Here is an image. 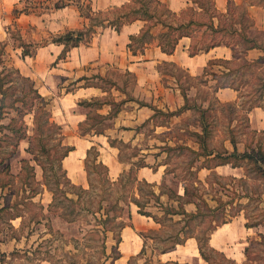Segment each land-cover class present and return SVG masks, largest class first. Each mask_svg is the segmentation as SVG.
<instances>
[{
    "label": "rangeland",
    "instance_id": "obj_1",
    "mask_svg": "<svg viewBox=\"0 0 264 264\" xmlns=\"http://www.w3.org/2000/svg\"><path fill=\"white\" fill-rule=\"evenodd\" d=\"M143 3L151 14L164 9L156 0H133L131 5L142 16ZM233 8L239 12L237 20H247L243 15L245 6ZM172 18L162 16L165 21ZM92 19V25L81 31L82 39H89L96 25L103 23L99 16ZM16 31L13 32L15 37L23 41ZM253 34L259 39L264 37V32L258 30ZM148 35L147 32L145 36ZM225 37L233 43L239 41L227 34ZM139 42L134 44L136 48ZM11 46L12 42L0 39V108L4 96L7 105L24 93L29 92V95L25 105L18 101L14 107H5L0 121V264L112 262L111 258L117 255L116 245L122 228L131 224L132 205H125L123 214L120 209L111 208L122 192L106 191L103 179L108 172L102 165L90 164L94 191L86 193L78 188L89 189L83 152L93 144L96 145L90 159L94 161L100 155L99 160L103 159L109 169V178L118 183L120 189L125 187L133 193L138 184L136 179L140 180L139 177L147 173L152 177L150 174L158 171L161 186L156 187V195L152 194L153 188L143 185L141 201L148 203L149 211L163 219L166 217V227L142 233L148 237L145 239L147 247L131 264H162L157 254L187 236L202 238L208 264H264V224L245 226L249 220L246 215H250L249 221H264V177L256 171L252 160L245 161L246 168L232 169L229 164L213 169L221 162L217 154L233 151L231 138L239 151L248 149L251 155L264 156V127L258 128L252 121L255 108L264 116V59L249 60L245 44L241 42L238 57L229 60L230 64L211 65L208 75L194 74L181 64L163 61L158 64L157 78L143 86L131 72L100 68L99 73L79 80L107 91L101 98L107 106L84 100L80 109L87 111V118L78 124L73 118L70 124L66 116L78 107L67 106L69 112L62 113L57 107L62 91L46 98L48 104L38 110L41 102L30 91L34 86L32 81L22 78L12 64L15 51ZM24 52L32 53L30 45L25 46ZM101 71L106 74L102 75ZM223 81L239 85L236 99L219 98L218 92L222 95L223 91L221 88L217 91L216 86ZM76 83L68 81L65 87L71 89ZM31 102L32 110L28 107ZM204 121L210 126L205 135L207 147L214 152L210 156L202 155L204 150L199 142ZM23 133L29 137L19 141ZM90 137L93 144L88 141ZM31 142L37 155L26 150ZM72 146L76 149L71 154L76 157L75 162L68 159L62 166V155L66 147ZM13 149L16 155L9 157ZM144 163L148 166L139 169ZM202 165L213 168L200 170ZM64 168L77 188L67 182ZM185 186L191 193L178 200L174 194L183 193ZM195 202L201 205V212L195 217L180 214L181 220L180 216L170 220L160 205ZM103 205L104 210L99 211ZM120 214L123 216L119 217ZM235 220L239 225L230 227L238 233L237 237L242 236L243 246H239L236 239L228 245L227 251L231 247H242L243 252L229 257L226 252L212 248L208 238L217 226Z\"/></svg>",
    "mask_w": 264,
    "mask_h": 264
},
{
    "label": "crops",
    "instance_id": "obj_2",
    "mask_svg": "<svg viewBox=\"0 0 264 264\" xmlns=\"http://www.w3.org/2000/svg\"><path fill=\"white\" fill-rule=\"evenodd\" d=\"M159 1L175 15L171 21H165L162 18L159 20L157 17L146 19L138 14L139 12H136L135 7L131 5L133 0H0V39L12 42L13 46L11 47L15 51L12 53L13 57L11 56L12 64L23 77L32 81L39 94L45 98H51L62 91L61 99L57 102V107L62 113L69 112L67 106L76 105L78 107L72 110V114L69 112L66 116L70 124H72L73 118H76V124L87 118V111L80 109L83 107L82 101L101 99L107 95V91L100 86L85 84L83 82L85 80H79L82 77L91 76L93 73H99L100 68L105 70L117 68L121 71L131 72L137 83L143 86L157 78L158 64L163 61L181 64L194 74L200 75L205 73L211 60H235L238 57V47L241 42L245 44V55L249 60L255 62L264 59V37L259 39L253 34L254 30L264 32V0L261 2L255 0H213L214 11L208 10L202 3L204 1ZM234 6H245L243 15L247 17V20L236 19V17L239 18V12L234 10ZM128 14L133 17L129 21H127ZM94 16H99L103 23L96 25L89 39H82L79 45L70 47L65 54V44L54 39L68 32L86 30L92 25ZM154 19L155 21H153ZM118 20L124 21L119 29L109 23ZM162 21L174 25L193 21V24L190 25V35L182 36L179 39L173 53L164 52L159 44V34L167 29L163 26ZM149 25V36L142 40V42L145 41V46L141 47L140 40L137 44L140 48L135 53L130 47L132 37L140 36ZM231 29L235 30L234 36L229 35ZM15 30L19 32L18 36L23 41L15 37L13 34ZM226 34L239 41L231 44L221 42L211 46L208 50H202L196 54L191 53L194 45L201 47L214 41H230L227 40L229 38L225 39ZM247 39H251L252 42ZM15 42L18 45H14ZM254 43L255 47H253ZM29 45L32 53H25V46ZM105 74L102 72V75ZM68 81L77 82L76 87L74 84L71 89L65 87ZM220 90L223 93L221 95L219 91L218 96L223 101L234 100L240 93V89L237 90L233 87H225ZM145 106L147 105L143 107ZM252 112L255 116L252 121L253 123L255 121L256 127H264L262 111L255 108ZM24 139L26 138L20 141ZM88 141L93 144V137H90ZM92 146L84 150L85 159ZM75 150V147L72 146V150L63 161L69 159V162H75L76 157L71 155ZM101 160L103 161V159ZM226 165L229 164L219 165L213 169L219 170ZM230 166L232 169L238 168L231 164ZM145 168L146 166L139 169ZM65 170L67 171V169ZM157 173L158 171H153L150 174L152 177L147 173L146 176L139 178L154 183L156 191V187L161 186V181L157 179ZM159 178L162 179L161 175ZM178 194L184 196L185 188L183 193L179 191ZM131 205V211H129L131 224L122 228L116 245L117 255L111 258L110 264H131L132 260L139 259L147 247L145 239L148 237L142 233L149 229L159 231L166 227L164 224L166 217L163 219L153 212L158 216L159 220H157L153 216L141 213L135 203H131ZM160 205L161 209H164L163 213H167L170 220L174 218L176 220V217L180 216V214H171L165 210L166 207L171 206L179 209V205L172 203H160ZM184 208L189 213H196L198 210L195 203L186 204ZM182 216L179 217V220ZM237 222L235 220L217 226L209 235L208 244L214 249L226 252L229 257L242 254V247L240 249L231 247L227 251L228 245L234 243L236 239L239 246H243V243L240 242L242 236L237 237L238 233H235L230 227L238 226ZM157 255L158 261L162 264H208L200 252L199 241L195 236H187L183 242L175 243Z\"/></svg>",
    "mask_w": 264,
    "mask_h": 264
},
{
    "label": "trees",
    "instance_id": "obj_3",
    "mask_svg": "<svg viewBox=\"0 0 264 264\" xmlns=\"http://www.w3.org/2000/svg\"><path fill=\"white\" fill-rule=\"evenodd\" d=\"M198 1V0H196ZM204 1V2H202ZM201 2L205 5V7H207L208 10H211V11H214V7H212V4H213V0H202ZM156 2L163 6L164 9L161 11V13H150L149 12V9L148 7L146 6V3H143V8H144V16L146 19L147 18H153V17H157L159 18V20H162V16H165V15H170L171 17H174L175 15L172 14L169 9H167L159 0H156ZM200 2V1H199ZM131 18L133 17H130V14L127 15V21L131 20ZM110 24H112L113 26H116L117 29H119L122 24L124 23V21H110L109 22ZM162 24L164 27H166L167 29L163 32H161L159 34V44L160 46L162 47L163 51L164 52H167V53H173L176 49V46H177V43L179 41V39L182 37V36H185V35H190V25L193 24V21L192 22H189V23H185V24H180V25H174L172 23H166L165 21H162ZM150 28L148 29H145L142 34L138 37H135L133 36L132 37V43L130 45L131 49L136 53L138 51V48H136V46L134 45L137 40H143V38H146V33L150 32L149 31ZM236 33H235V30L234 29H231L229 31V35L231 36H234ZM82 36H83V32H68L67 34L63 35V36H60L59 38L55 39V41L59 42V43H64L65 44V54L67 53V51L69 50L70 47L72 46H77L79 45V43L81 42L82 40ZM149 36V35H148ZM147 36V37H148ZM249 42H252L251 39H247ZM221 42H227V44H231L232 42L230 41H225V40H221V41H214L212 42L211 44H208L206 46H201V47H198L197 45H194L191 49V53L193 54H196L202 50H208L211 46H215L216 44H220ZM145 46V41L142 42L141 44V47L143 48ZM256 44L254 43L253 44V47H255ZM143 51V50H142ZM219 62H224V63H227V64H230V61L228 60H211L209 62V67L205 70V73L204 75H208L209 73V68L211 67V65L215 64V63H219ZM229 71H231L229 69ZM17 72L19 73V71L17 70ZM20 74V73H19ZM21 75V74H20ZM22 76V75H21ZM22 78L24 79H28L26 77H23ZM30 80V79H28ZM225 87H233L237 90L240 89L239 85H235L234 83H231L229 81H223V82H220L219 85L216 86V90L218 91L219 88H225ZM33 88V89H32ZM31 88V92H34L35 93V99H39L40 102H41V105L40 107L38 108V110H41L44 106H46L48 104V101L46 100V98L44 96H42L41 94L38 93V91L34 88V86H32ZM29 95V92L27 93H24L23 97H17L13 102L11 103H8L7 105L5 104V96L3 98V101H2V104H1V108H0V121L2 120L3 118V109L5 107H14L16 105V102L18 101H22L24 102L23 104L25 105L27 103L26 101V97ZM34 99V98H33ZM32 99V100H33ZM34 99V100H35ZM93 101H98V102H101V106H103V104L105 103V101H101V99H94ZM88 106L90 105H93L92 103L88 104ZM33 102H31V104L28 106L31 110L33 109ZM18 109V108H17ZM35 113L37 112L34 111ZM3 126V125H2ZM4 127H8V128H11V125H5ZM208 127H210L208 125V123H206V121H204L203 125H202V132L203 134H201L199 136V142H200V146L203 147V150H204V153L202 155H206V156H210V155H213L214 152L209 150V148L207 147L206 145V138H205V135L206 133L209 131L208 130ZM29 137L26 133H23V135H21V137L19 138V141L23 138H27ZM201 137V138H200ZM33 138V137H32ZM231 142L234 146V149L232 152H229L227 151L226 155H219L217 154L216 156H218V158L221 157V162L220 163H217L215 167L219 166V165H224V164H231L233 167H245L244 163L245 161H250L251 160L253 161L254 165H255V168H256V171L259 172L262 177H264V156H259V155H251L250 151L247 149L243 152L239 151L238 148H237V143L236 141L231 138ZM95 148V145H93L89 150H88V155H87V158H86V163H87V170H88V173H89V189H84V187H78L77 185H74L72 182H71V179L69 178V176L67 175V171L64 170V173H65V178L67 180V182L69 184H71V186L73 187H78L80 190H82V192H86V193H90V191H94V181L91 177V172H90V164L93 163L94 165H102L104 168H106V171L108 172V175H106V177L103 179V183L104 185L106 186V191L110 192V193H120V196L118 198H116V203L111 207L113 210L116 211V209H120L121 210V213L125 211V205H128L131 204V203H135L138 207H139V211L143 214H146V215H149V216H153L155 219L159 220L158 219V216L156 214H154L152 211H149L147 209L146 206H149L148 203H143L141 201V198H142V195H143V185H146V186H149L151 188H153L152 190V194L156 195V191L154 189L155 187V184L154 183H150L149 181H147L146 179H143V180H139V179H136L137 180V186L134 190V192H130V191H127L125 187H122L121 189L119 188V185L118 183L112 181L110 178H109V169L108 167L103 163V161L100 159L99 160V156L100 155H97V157L94 159V161H92L90 159L91 155L90 153L92 152V150ZM72 150V147H66V150L65 152L63 153L62 155V158H61V163L63 161V159L68 155V153ZM27 151L33 155H37L35 153V148L33 147L32 145V142L30 143L29 147L27 148ZM16 149H13L8 155H10L9 157L13 156L16 154ZM214 156V157H216ZM35 160H37V158L35 157ZM99 162V163H98ZM98 163V164H97ZM62 166H63V163H62ZM144 166H148L147 164H142L141 167H144ZM203 167H207V168H210L212 169L213 167L211 166H208V165H202L201 168ZM7 168H10L9 165L7 166ZM246 168V167H245ZM46 174V173H45ZM47 185H49V183H47ZM185 194L184 196H189V194L191 193L190 189L188 186H185ZM124 192V193H123ZM174 196L177 197L178 200L180 199H183L184 196L183 195H179L178 193H175ZM73 200V199H72ZM101 203H103V201L100 200ZM195 204L197 205L198 207V210L196 213H189L185 210L184 208V205L183 204H179V209L177 207H166V210L168 213H171V214H184L188 217H195L199 214V212H201L202 210V207L199 203H196ZM206 207L208 209H210V206L206 203L205 204ZM104 210V205L99 207V211H103ZM211 210V209H210ZM110 211V210H108ZM213 211V210H211ZM122 213V214H123ZM107 217H110L109 213L106 214ZM123 215H119V217H122ZM247 219L250 220V215H246ZM247 221L246 223V226L247 227H255V226H259L260 224H264V221H260V220H255V221ZM185 238H180L179 240H177L175 243H181L183 242ZM198 241H199V248H200V252L202 254V256L207 260V256L205 254V251H204V248H203V244H202V238L200 237H197ZM119 241V239H118Z\"/></svg>",
    "mask_w": 264,
    "mask_h": 264
}]
</instances>
